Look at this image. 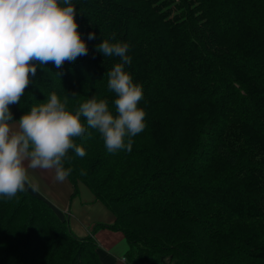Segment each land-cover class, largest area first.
<instances>
[{"label": "trees", "instance_id": "16d2710c", "mask_svg": "<svg viewBox=\"0 0 264 264\" xmlns=\"http://www.w3.org/2000/svg\"><path fill=\"white\" fill-rule=\"evenodd\" d=\"M72 4L87 55L37 64L15 105L19 119L56 92L70 111L96 96L114 112L107 73L119 58L96 45H129L144 131L109 153L89 128L75 138L86 155L70 150L64 165L113 214L96 228L122 232L132 264H264V0ZM96 248L31 190L0 196V264H101Z\"/></svg>", "mask_w": 264, "mask_h": 264}, {"label": "clouds", "instance_id": "9594fccd", "mask_svg": "<svg viewBox=\"0 0 264 264\" xmlns=\"http://www.w3.org/2000/svg\"><path fill=\"white\" fill-rule=\"evenodd\" d=\"M75 12L72 0H0V196L11 199L27 189L38 192L39 181L30 170H51L54 180L63 183L72 171L64 166L69 151L86 155L75 138L84 137L89 128L98 131L109 153H116L130 152L133 137L146 127V113L138 107L142 85L125 71L131 64L129 45L107 39L96 51L119 58L107 73L108 89L115 94L114 112L107 99L96 96L70 111L67 98L52 92L47 102L13 120L9 106L19 104L37 64L62 69L65 61L87 55ZM94 38L89 32L88 39Z\"/></svg>", "mask_w": 264, "mask_h": 264}, {"label": "crops", "instance_id": "0c3cea01", "mask_svg": "<svg viewBox=\"0 0 264 264\" xmlns=\"http://www.w3.org/2000/svg\"><path fill=\"white\" fill-rule=\"evenodd\" d=\"M9 108L13 120H18L16 105ZM30 173L39 181V191L34 193L62 217L67 229L78 238H93L101 264H132L127 256L129 246L122 232L106 227L96 228L97 225L113 224L114 216L84 183L78 182L74 188L68 177L63 183L56 182L51 170L36 169L30 170ZM139 264L151 263L144 261Z\"/></svg>", "mask_w": 264, "mask_h": 264}]
</instances>
